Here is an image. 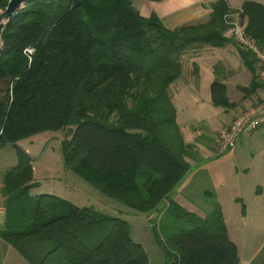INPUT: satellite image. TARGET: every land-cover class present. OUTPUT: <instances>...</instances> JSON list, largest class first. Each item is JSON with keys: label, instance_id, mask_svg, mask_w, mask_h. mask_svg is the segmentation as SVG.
Segmentation results:
<instances>
[{"label": "trees", "instance_id": "trees-1", "mask_svg": "<svg viewBox=\"0 0 264 264\" xmlns=\"http://www.w3.org/2000/svg\"><path fill=\"white\" fill-rule=\"evenodd\" d=\"M8 2L0 0V11ZM212 8L205 23L169 29L157 14L141 15L133 0H27L12 21L0 25V84L11 79L0 102V145L14 144L19 158L5 178L8 229L2 235L30 264H148L126 219L50 194L30 196L32 158L18 142L72 127L62 146L66 163L80 158L100 173L97 185L106 194L137 211L155 212L167 193L151 199L149 186L131 189V175L136 181L140 176L121 153L131 134L166 149L163 130L170 140L171 192L188 170L189 149L168 87L181 76V57L190 46L229 41L223 31L230 6L218 0ZM240 9L248 34L264 45V4L246 1ZM28 46L35 47L31 59L24 53ZM241 52L251 64V54ZM261 85L256 76L247 92ZM212 100L234 106L219 81L213 82ZM112 115L117 123L110 122ZM128 191L140 198H122ZM168 199V215L152 223L164 264H239L219 202L201 216Z\"/></svg>", "mask_w": 264, "mask_h": 264}, {"label": "crops", "instance_id": "crops-1", "mask_svg": "<svg viewBox=\"0 0 264 264\" xmlns=\"http://www.w3.org/2000/svg\"><path fill=\"white\" fill-rule=\"evenodd\" d=\"M216 1L218 0H133V3L141 15L149 17L155 13L167 28L176 29L207 22L213 11L212 4ZM225 1L230 8H239L246 1L264 4V0ZM249 59L251 64L246 62L233 41H227L223 45L196 43L183 53L182 74L168 87V93L176 109L178 132L182 135L183 144L189 149L188 155H184L189 168L172 189V193L178 188L179 191L185 189L186 184L189 186L191 173L194 171H208L207 165L210 166L208 176L213 180L210 172H216L212 165H216L217 160L213 159L219 156L215 153L218 139L239 113L256 104L261 89L258 87L255 91L247 92L257 76L258 68L252 55ZM215 81L225 84L227 97L234 104L233 107L225 108L213 103L212 85ZM61 131L39 133L18 142L32 158L35 185L29 190L30 196L50 194L79 207H93L104 212L108 210V205L123 211L127 216L125 219L130 223L133 240L146 250L144 240H149L147 234L144 235L142 229L139 232L135 230L130 221L131 217L137 215V211L75 176L57 142ZM161 138L166 149L158 145H144L142 139L131 134L125 140L127 151L121 154L137 169L140 176L136 181L134 174L131 175L132 189L136 192L140 190L133 188L136 183V187L149 186V193H155L151 199L166 192L165 196H161L162 203L171 192L168 188L171 167L167 157L170 146L168 133L164 137L162 130ZM176 146H180L177 138ZM200 160L208 164L201 165L197 162ZM18 163L16 146L11 143L0 145V264H30L2 235L8 229L5 178ZM220 170L222 179L215 192L223 209L229 235L237 244L239 264H254L260 255L263 260L258 263L264 264V126L250 134H243L222 161ZM204 192H209V189ZM144 225L149 226L150 222ZM147 254L148 264H151L148 251ZM158 257L157 264H164L165 254L163 258L160 255Z\"/></svg>", "mask_w": 264, "mask_h": 264}, {"label": "rangeland", "instance_id": "rangeland-1", "mask_svg": "<svg viewBox=\"0 0 264 264\" xmlns=\"http://www.w3.org/2000/svg\"><path fill=\"white\" fill-rule=\"evenodd\" d=\"M1 11L3 12L4 9H1ZM0 25H2V24H0ZM223 33H224V31H223ZM227 39L229 40V42L233 41L230 38H227ZM28 47L30 48V50H28V52L30 54L26 53V55H27L28 59H31V56H33L35 54V50L31 46H28ZM10 83H11V79L8 78L0 84V102H5V100L7 99L8 88L10 87ZM128 102L130 104H132L131 99L128 100ZM110 122L117 123L118 120H117L116 116L112 115L110 118ZM71 132H72V127L63 129L61 131L60 139L57 142L61 146L62 150H63V147H62L63 142L70 139ZM125 150L127 151L126 145L123 148V151H125ZM231 150H233V149H230L226 153L219 155L217 158L213 159V160H217L216 165H212V169H214L216 172H213V170L210 172V174H212V179L214 181L213 180L211 181L210 177L208 176L210 166L207 165L206 168L208 169V171H206V170L200 171L202 169H199V172L194 171L193 174L191 173L190 185L188 186V184H186V182L188 180V179H186V181H185L186 188L183 190H180V191L178 190L179 189L178 188L173 193L171 192L169 197H168L169 198L168 200L169 201L170 200L171 201H177L183 207H185L188 210L193 211V212H195L201 216H205L208 213H210L213 210V207L215 205L214 203L219 202L217 195H216V192H215V189L218 187V182L222 179V173L220 170V165L222 164V161L227 158V156L229 155ZM79 159L80 158L75 159L72 162V166L68 164L69 167L75 172V176L77 175V176L81 177L82 179L87 181L90 186L95 187L104 193V190H103L104 187L101 188L97 185V183L100 181L99 179H102V177L100 176V173L94 171L93 169H91L90 167L85 165L83 163V161H81ZM197 162L201 165L208 164V163H205L204 160H200ZM111 180H113V182H115V183H119V181H116L115 178L114 179L111 178ZM179 181H181V180H179ZM103 182L106 183L105 181H103ZM103 182L102 183L100 182V184L103 185ZM205 189H209L210 193L209 194L205 193L204 192ZM135 195L136 194H132V192L130 193L128 191L122 195V198L131 200V201H135L138 198H140V197L135 196ZM138 204L140 205L142 203H138ZM106 206H107L108 210H105L104 212L101 211V212L106 213L108 215H112V216H119V217L124 218V219L127 218V216L125 215L126 214L125 212L114 209L113 207H110L108 205H106ZM167 207H168V201L165 200L164 202L159 203L158 208L156 209L155 213L154 212H150V213L149 212L148 213L147 212H140V211L136 210L137 215H134L135 217H131V219H130V221L132 222V227L135 228V230H137L139 232L142 229V230H144L143 234L144 235L147 234V237L149 240H144L145 241L144 245H145L146 250L148 251V253L150 255L151 264H157V260L159 258L158 255H160L162 258L164 257V250L157 243V241L155 240V237L153 235L152 223L155 222L158 224L160 222L163 214H164V218L168 215V212H166ZM128 220H129V218H128ZM136 220H138V221H136ZM146 222H150V225L149 226L148 225L143 226V224H146ZM135 230L133 231V233H135ZM161 257H160V259H161ZM260 260H263V257L261 255L257 257L254 264H259L258 262Z\"/></svg>", "mask_w": 264, "mask_h": 264}, {"label": "built area", "instance_id": "built-area-1", "mask_svg": "<svg viewBox=\"0 0 264 264\" xmlns=\"http://www.w3.org/2000/svg\"><path fill=\"white\" fill-rule=\"evenodd\" d=\"M241 13L242 10L239 7L231 8V11L225 14L226 27L223 35L232 39L240 51L248 52L253 56L258 67L257 78L262 85L256 98V104L239 113L218 139L215 146L217 155H222L233 149L243 134H250L264 126V45H260L248 34L246 25L241 21ZM0 24L6 25V22L0 20ZM0 45H2L1 40ZM32 48L35 50V47ZM28 50H30L29 47L25 49V53L28 54Z\"/></svg>", "mask_w": 264, "mask_h": 264}, {"label": "water", "instance_id": "water-1", "mask_svg": "<svg viewBox=\"0 0 264 264\" xmlns=\"http://www.w3.org/2000/svg\"><path fill=\"white\" fill-rule=\"evenodd\" d=\"M26 2L27 0H9L4 11L0 13V20L5 21L6 23L12 21L15 18L16 13L24 7Z\"/></svg>", "mask_w": 264, "mask_h": 264}]
</instances>
